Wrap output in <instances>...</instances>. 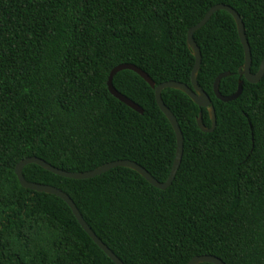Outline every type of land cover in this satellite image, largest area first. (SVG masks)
<instances>
[{
  "label": "trees",
  "instance_id": "1",
  "mask_svg": "<svg viewBox=\"0 0 264 264\" xmlns=\"http://www.w3.org/2000/svg\"><path fill=\"white\" fill-rule=\"evenodd\" d=\"M240 15L256 73L264 58V0H0V264H116L87 234L59 196L23 187L16 164L39 157L67 171L129 159L164 182L176 134L160 110L155 85L192 86L195 56L187 33L215 4ZM201 51L198 83L206 107L166 87L161 96L183 133V155L171 185L160 189L117 166L91 178L23 167L30 182L66 192L96 235L125 264H188L211 254L226 264H264V75L238 73L244 48L233 16L217 10L194 32ZM219 90L241 94L223 101ZM199 264H213L202 262Z\"/></svg>",
  "mask_w": 264,
  "mask_h": 264
},
{
  "label": "water",
  "instance_id": "2",
  "mask_svg": "<svg viewBox=\"0 0 264 264\" xmlns=\"http://www.w3.org/2000/svg\"><path fill=\"white\" fill-rule=\"evenodd\" d=\"M220 9L227 10L233 16L236 22V26H237V30H238L241 43L244 48L245 59H244V63L238 69L239 75L244 76L245 79L248 80L249 82H252V83L258 82L264 75V58L260 64L258 71L256 73H253L251 71V64H252L251 49H250V45H249L248 39L245 34L244 23L239 13L233 7H231L230 5L222 4V3L213 5L206 12L204 17L197 24L190 27L188 30L187 39H186L187 45L192 50L193 55L195 56V64L191 72L192 86H189L186 83L174 81V80L165 81V82L159 83L156 86L154 80H152V78L146 72H144L142 69H140L136 65L130 64V63H121V64L116 65L114 68H112L109 74V77H108L107 85H108V89L111 92V94L114 95L116 98H118L120 101L124 102L125 104H127L128 106H130L131 108L135 109L136 111L140 113H143V109L133 100H131L124 94L120 93L115 88V86L113 85V77L120 70H123V69L133 70L136 73H138L141 77H143L153 88H155V97H156L157 104L160 110L166 115V117L170 121L175 131V134H176V143H177L176 153H175V158L172 164V168H171L168 178L164 182L158 181L154 176H152V174L146 168H144L142 165L138 164L137 162L129 160V159H119V160L104 163L91 170L75 171V172L67 171V170L55 167L51 165L50 163L46 162L45 160L39 157H36V156L26 157L20 160L15 166V173L19 179L20 184L23 187L36 190L39 192H46V193L54 194L62 198L71 208L74 216L76 217L80 225L83 227V229L87 232V234L116 264H125V263L118 256H116V254L96 235V233L92 230V228L84 220L82 214L80 213L79 209L77 208L76 204L71 199V197L66 192L62 191L61 189L55 186L28 181L24 177L23 167L29 163H36L42 166L43 168L55 174L61 175V176L75 178V179H84V178L95 177L117 166H124V167H128V168H131L137 171L148 182H150L152 185H154L157 188L166 189L167 187H169L171 183L173 182L176 172L181 163V159L183 155L184 137H183L182 130L180 128V125L175 115L164 103L162 96H161V92L164 88L170 87V88L179 89L183 91L184 93H186L199 107H206L210 115L211 126L208 127L203 122L202 112L201 111L199 112V115L197 117V124L199 128L205 132H210L215 129L216 113H215L214 106L211 104V98L208 95V93L205 92L198 83V72H199V68L201 65L202 57H201L200 48L194 39V32L200 27H202L209 20V18L212 16L213 13H215L217 10H220ZM230 74L231 72L229 71L222 72L216 77L214 81V85H213L214 93L217 98L223 101L233 100L237 98L242 92V88H243L242 79L239 80L238 88L233 94L225 96L220 92L219 90L220 80L223 77L228 76ZM202 262H210L213 264H226L222 259H220L219 257L215 255H211V254L196 255L188 262V264H199Z\"/></svg>",
  "mask_w": 264,
  "mask_h": 264
}]
</instances>
